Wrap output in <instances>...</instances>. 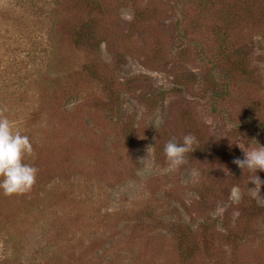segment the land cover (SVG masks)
<instances>
[{
  "label": "rangeland",
  "instance_id": "1",
  "mask_svg": "<svg viewBox=\"0 0 264 264\" xmlns=\"http://www.w3.org/2000/svg\"><path fill=\"white\" fill-rule=\"evenodd\" d=\"M0 116V264H264V0H0Z\"/></svg>",
  "mask_w": 264,
  "mask_h": 264
},
{
  "label": "clouds",
  "instance_id": "2",
  "mask_svg": "<svg viewBox=\"0 0 264 264\" xmlns=\"http://www.w3.org/2000/svg\"><path fill=\"white\" fill-rule=\"evenodd\" d=\"M194 143L195 137L186 134L182 137V143L170 139L164 144L163 154L170 169L184 163L186 153L193 152ZM32 153L29 136L14 130L13 123L7 117L0 116V193L10 196L31 190L37 169L25 158ZM233 163L243 171H264V146L259 144V147L247 151L243 149V157L234 158Z\"/></svg>",
  "mask_w": 264,
  "mask_h": 264
},
{
  "label": "trees",
  "instance_id": "3",
  "mask_svg": "<svg viewBox=\"0 0 264 264\" xmlns=\"http://www.w3.org/2000/svg\"><path fill=\"white\" fill-rule=\"evenodd\" d=\"M159 147H160V146H159ZM159 147H158V151H159V149H160Z\"/></svg>",
  "mask_w": 264,
  "mask_h": 264
}]
</instances>
